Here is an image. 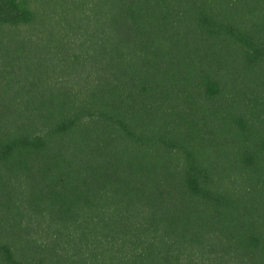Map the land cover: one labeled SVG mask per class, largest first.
<instances>
[{
  "label": "trees",
  "instance_id": "trees-1",
  "mask_svg": "<svg viewBox=\"0 0 264 264\" xmlns=\"http://www.w3.org/2000/svg\"><path fill=\"white\" fill-rule=\"evenodd\" d=\"M0 264H264V0H0Z\"/></svg>",
  "mask_w": 264,
  "mask_h": 264
}]
</instances>
